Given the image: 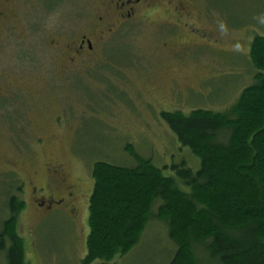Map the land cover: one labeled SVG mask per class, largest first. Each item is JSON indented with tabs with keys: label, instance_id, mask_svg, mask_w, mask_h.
<instances>
[{
	"label": "rangeland",
	"instance_id": "1",
	"mask_svg": "<svg viewBox=\"0 0 264 264\" xmlns=\"http://www.w3.org/2000/svg\"><path fill=\"white\" fill-rule=\"evenodd\" d=\"M121 1L0 0V224L20 185L29 264H82L95 161L135 165L130 148L165 176L197 170L160 112L223 111L253 80L264 0H143L124 21ZM82 38L92 52L75 53ZM172 248L154 219L110 264H166Z\"/></svg>",
	"mask_w": 264,
	"mask_h": 264
},
{
	"label": "trees",
	"instance_id": "2",
	"mask_svg": "<svg viewBox=\"0 0 264 264\" xmlns=\"http://www.w3.org/2000/svg\"><path fill=\"white\" fill-rule=\"evenodd\" d=\"M248 57L253 80L225 110L160 112L200 159L197 170L181 161L173 166L176 179L165 176L130 148L135 165L93 163L82 264L128 254L154 219L173 245L166 264H264V35L253 38ZM18 193L8 194L0 224L5 264H29L17 231L25 205Z\"/></svg>",
	"mask_w": 264,
	"mask_h": 264
},
{
	"label": "flooded vegetation",
	"instance_id": "3",
	"mask_svg": "<svg viewBox=\"0 0 264 264\" xmlns=\"http://www.w3.org/2000/svg\"><path fill=\"white\" fill-rule=\"evenodd\" d=\"M142 1L143 0H124V1H121L118 4V6L116 5L115 8H117V13L120 12V14H119L120 20L122 19L124 21L126 19H129L132 15H134L136 8L139 6V4ZM158 1H160V0H153V2H158ZM168 1H171V0H168ZM147 2H148V0H147ZM4 19L6 20L8 18H4ZM93 49L94 48H93V45L91 44L90 40L82 38L79 41V44L77 45V47L74 49V51L77 54L83 50H86L87 52H92ZM74 51H72L68 55L71 56L74 53Z\"/></svg>",
	"mask_w": 264,
	"mask_h": 264
}]
</instances>
